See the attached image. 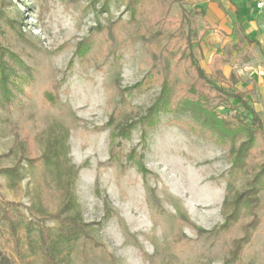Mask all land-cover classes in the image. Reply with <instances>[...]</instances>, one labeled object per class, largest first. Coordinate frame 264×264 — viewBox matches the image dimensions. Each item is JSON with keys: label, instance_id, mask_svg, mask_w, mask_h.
Masks as SVG:
<instances>
[{"label": "rangeland", "instance_id": "1", "mask_svg": "<svg viewBox=\"0 0 264 264\" xmlns=\"http://www.w3.org/2000/svg\"><path fill=\"white\" fill-rule=\"evenodd\" d=\"M194 4L0 0V54L15 68L13 101L0 102L1 254L15 259L8 209L18 264H46L40 227L57 246L54 264H264V191L228 222L264 161V135L233 170L230 147L185 129L188 114L142 121L165 74L173 95L193 82L184 46L189 35L194 49ZM205 88L221 118L244 119L236 101L218 105ZM258 109L264 128V100ZM61 227L76 235L64 241Z\"/></svg>", "mask_w": 264, "mask_h": 264}, {"label": "trees", "instance_id": "2", "mask_svg": "<svg viewBox=\"0 0 264 264\" xmlns=\"http://www.w3.org/2000/svg\"><path fill=\"white\" fill-rule=\"evenodd\" d=\"M193 36H196V34ZM192 38L188 35L184 46L185 52L190 58L189 69L185 72L186 77L190 76V69L194 74L193 82L187 84L181 88L176 94H172V88L169 83V77L165 74L161 79V92L155 103L147 110V114L142 121L149 124L157 116V113H174L177 111L188 114L192 121L183 124L184 128L188 131L203 135L205 138L214 142L220 146L230 147V155L232 156V169L236 170L241 168L244 163V158L249 151L252 150L253 144L258 134L264 135V128L262 120L249 105L248 101L245 100L243 93L234 91L228 92L220 87V81L214 82L199 66L198 60L194 56ZM15 74V68L13 65H7L2 54H0V102L2 107L6 104L10 105L13 101L12 90L9 88L11 77ZM13 84V83H12ZM206 85L212 87L215 91V99L220 104H228V101H236L240 107L246 112L244 119L240 115L235 114L228 118H221L220 115L215 112L217 106L212 105L213 98L209 92H205ZM224 102V103H221ZM231 105V104H230ZM232 109L233 106L231 105ZM243 117V116H242ZM239 143L237 149L235 145ZM60 151L54 153V157L58 158ZM261 154L264 155V149L261 150ZM46 165L50 163L51 158L45 156ZM60 179V178H59ZM250 189L247 192L242 193L236 197L234 203V209L228 218V222L233 219L236 220L242 213H251L253 207V196L258 194L260 191H264V161L261 162L260 168L257 173L253 175V179L250 183ZM74 207V200L72 204ZM17 210L8 209L3 211L2 217L6 222L9 229V234L12 242V250L15 255V259L9 258L8 256L1 254L0 252V264H18V261H22L25 257L23 248L21 245V238L18 235L19 222L14 219V214ZM23 217V216H22ZM73 223V222H72ZM32 224L29 222V225ZM75 224V223H74ZM255 224H249L245 230V237L247 235V229L254 227ZM43 253L46 259V264H54L53 252L57 250L56 245H50L48 243V235L44 227L39 228ZM60 236L63 237L64 241H70L72 236L76 235V232L72 227L64 230L60 228ZM57 242H55L56 244ZM242 243L244 240L238 242L234 249L229 252V257L234 261L238 259L241 251Z\"/></svg>", "mask_w": 264, "mask_h": 264}, {"label": "crops", "instance_id": "3", "mask_svg": "<svg viewBox=\"0 0 264 264\" xmlns=\"http://www.w3.org/2000/svg\"><path fill=\"white\" fill-rule=\"evenodd\" d=\"M256 1L193 0L198 14L193 52L207 75L219 76L232 92L243 93L261 119L264 10L256 9Z\"/></svg>", "mask_w": 264, "mask_h": 264}, {"label": "built area", "instance_id": "4", "mask_svg": "<svg viewBox=\"0 0 264 264\" xmlns=\"http://www.w3.org/2000/svg\"><path fill=\"white\" fill-rule=\"evenodd\" d=\"M255 7L259 11L264 10V0H257L255 3Z\"/></svg>", "mask_w": 264, "mask_h": 264}]
</instances>
